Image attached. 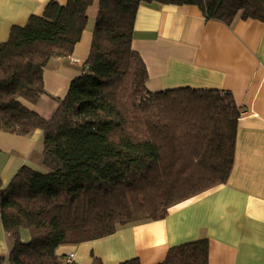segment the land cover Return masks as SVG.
I'll use <instances>...</instances> for the list:
<instances>
[{
	"label": "trees",
	"instance_id": "1",
	"mask_svg": "<svg viewBox=\"0 0 264 264\" xmlns=\"http://www.w3.org/2000/svg\"><path fill=\"white\" fill-rule=\"evenodd\" d=\"M94 2L52 0L0 43V130H42L47 169L23 165L6 188L0 174V217L14 239L0 264H75L57 248L164 219L231 174L241 116L233 96L193 87L150 91L146 63L132 47L135 21L146 2L195 5L227 25L264 22V0H99L89 57L47 119L24 101L37 104L47 93L44 69L53 57L74 53ZM22 229L30 242L21 240ZM208 260V239L200 238L170 248L158 264ZM93 264L103 263L94 257Z\"/></svg>",
	"mask_w": 264,
	"mask_h": 264
},
{
	"label": "crops",
	"instance_id": "2",
	"mask_svg": "<svg viewBox=\"0 0 264 264\" xmlns=\"http://www.w3.org/2000/svg\"><path fill=\"white\" fill-rule=\"evenodd\" d=\"M50 1L0 0V43L8 40L13 26L23 27L31 16H41ZM54 1L65 5L69 0ZM98 3L95 0L88 10V24L74 53L53 57L44 69L49 98L45 106L55 101L57 108L56 99L66 95L82 72L91 51ZM132 47L146 63L150 91L193 87L231 93L241 111L231 174L226 184L170 208L164 219L143 220L101 239L61 245L57 255L66 262L73 254L75 264H93L94 257L103 264L134 258L140 264H158L170 248L207 238L208 264H264V22L238 18L227 25L207 19L195 5L142 2ZM42 111L47 119L55 112ZM41 145L40 129L26 136L0 130L4 188L23 165L47 171L43 155L37 158ZM20 235L24 243L30 242L28 230L22 229ZM13 246L0 217V257H8Z\"/></svg>",
	"mask_w": 264,
	"mask_h": 264
},
{
	"label": "rangeland",
	"instance_id": "3",
	"mask_svg": "<svg viewBox=\"0 0 264 264\" xmlns=\"http://www.w3.org/2000/svg\"><path fill=\"white\" fill-rule=\"evenodd\" d=\"M49 98H48V96H42V98L38 101V103L35 105L36 106V108L34 109V110H36V111H38L39 113H42L41 115L42 116H47L48 114L47 113H44L42 110H46V111H48V112H54V110H56V106H55V101L52 103V102H50V101H48L47 102V104L48 105H44L45 104V101H47ZM44 105V108L45 109H43L42 108V106ZM40 109H39V108ZM38 150H40V153H39V155H38V157L37 158H40L41 157V155H43V150H44V144H43V146L41 145V147L39 148L38 147V149H37V152H38ZM35 155H36V152L34 153ZM41 160H42V163H43V157H41Z\"/></svg>",
	"mask_w": 264,
	"mask_h": 264
},
{
	"label": "built area",
	"instance_id": "4",
	"mask_svg": "<svg viewBox=\"0 0 264 264\" xmlns=\"http://www.w3.org/2000/svg\"><path fill=\"white\" fill-rule=\"evenodd\" d=\"M73 257H74L73 254H71L70 256H68L66 262H67V263H72Z\"/></svg>",
	"mask_w": 264,
	"mask_h": 264
}]
</instances>
